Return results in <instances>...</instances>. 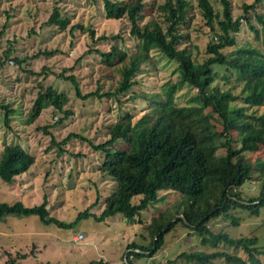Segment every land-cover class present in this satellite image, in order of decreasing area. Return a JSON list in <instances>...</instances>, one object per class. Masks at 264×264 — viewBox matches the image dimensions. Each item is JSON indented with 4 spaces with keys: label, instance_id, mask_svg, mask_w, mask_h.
Listing matches in <instances>:
<instances>
[{
    "label": "trees",
    "instance_id": "16d2710c",
    "mask_svg": "<svg viewBox=\"0 0 264 264\" xmlns=\"http://www.w3.org/2000/svg\"><path fill=\"white\" fill-rule=\"evenodd\" d=\"M91 1L99 3L104 18H126L130 23L129 36L135 43L127 45L128 51L115 44L107 52L97 50L107 65L127 61L122 66V78L114 92L99 93L95 90L81 95L76 77L60 72L58 76L72 83L77 96L110 98L128 93L139 84L135 76L142 65H156L158 58H165L175 66L159 91L142 90L130 94V99L141 98L148 102V109L139 118L133 120L131 114L124 113L109 126V138L99 145L104 151L99 170L110 176L115 187L105 198L99 215L84 210L78 213V217L91 215L101 221L119 213L123 218L134 221L141 211L164 201L165 196H160L159 192H177L182 201L180 207L172 211L167 208L160 210L145 227L150 236L149 244L131 242L126 246L131 249L133 257H152L162 247L164 235L179 222L195 232L202 244L215 247L224 243L241 249L246 255L244 258L238 253L225 251L181 252L179 257L186 261L209 264L216 257H223L232 264H262L259 256L264 251L259 248L256 236L232 238L223 230L212 232L207 223L223 215L237 225L231 210L242 209L250 215H258L264 206V157L250 160L248 156L264 145V12L256 10L264 0L244 2L241 14L236 18H233L230 0H220L222 18L216 20L217 30L214 28L217 14L209 0H197V8L217 39L215 42L210 37L206 42L207 56L201 61L196 60L192 53L198 46L191 39L190 23L195 13L190 0ZM252 19L260 26L257 27ZM241 20L253 32L252 39L238 40ZM47 23L64 30L69 20L55 7ZM73 27L94 36L93 30L81 24ZM118 38L120 34L99 36L103 40ZM56 51L45 50L36 55L50 56ZM217 79L227 82L225 90L215 83ZM238 87L240 90L235 94L233 89ZM183 88L195 92L187 105H178L175 94ZM237 100L242 105L232 104ZM66 102L64 92L48 86L38 92L28 115L29 121L38 117L47 105L68 116L71 112L63 110ZM262 107L263 110L258 111ZM0 109L8 124L11 108L0 103ZM248 109L252 111L248 112ZM71 135L58 143L52 138L51 143L62 145ZM120 140L123 143L115 146L114 143ZM236 143L237 147L234 146ZM33 163V155L20 144L7 143L0 155V178L11 183ZM254 179L260 183L259 194L246 198L241 187ZM138 196L134 202V197ZM45 204V201L32 206L21 201L11 204L0 202V220L6 215L35 214L42 222H54L59 227H69L74 223L66 224L49 217ZM126 262L132 264L128 254ZM172 263L167 260L164 264ZM95 264L109 263L98 261Z\"/></svg>",
    "mask_w": 264,
    "mask_h": 264
},
{
    "label": "rangeland",
    "instance_id": "374dc122",
    "mask_svg": "<svg viewBox=\"0 0 264 264\" xmlns=\"http://www.w3.org/2000/svg\"><path fill=\"white\" fill-rule=\"evenodd\" d=\"M252 1L230 0L233 18L241 14L244 2ZM190 2L195 13L190 23L191 39L198 46L192 53L201 61L207 56L206 42L210 37L215 42L217 39L197 8V0ZM209 2L217 14L214 21L217 30L216 20L222 18V5L220 0ZM55 7L69 20L64 30L47 23ZM256 10L264 12V4H258ZM252 22L260 26L255 19ZM240 23L238 40L252 39L253 32L243 20ZM75 24L93 30L94 36L74 28ZM129 29L126 18H104L99 3L91 0H0V57L3 61L0 66V103L8 104L12 110L6 124L4 112L0 109V155L5 144L18 143L34 157L29 169L16 176L13 182L0 178V202L21 201L32 206L45 201L49 217L66 224L74 222L69 227H59L54 222H42L35 214L6 215L0 220V264H95L98 261L127 264V254L132 264H164L167 260L172 264H199L179 257L181 252L192 251H225L246 258L241 249L224 243L215 247L202 244L195 232L179 222L164 235L162 247L152 257H133L131 249L126 246L131 242L149 244L150 236L145 227L152 216L165 208L172 211L180 207L179 193L173 191L159 192L160 196H165L164 201L141 211L134 221L119 213L101 221L91 215L78 217V213L84 210L99 215L105 198L115 187L110 176L99 170L104 156L99 145L109 138V126L124 113L131 114L133 120L139 118L148 109V102L141 98L130 99V94L142 90L159 91L171 76L175 64L158 57L156 65L143 64L135 76L139 84L128 93L110 98L79 97L72 83L58 74L62 71L65 75L73 74L81 95L95 90L114 92L122 78V66L127 61L107 65L97 50L107 52L115 44L128 51L127 45L135 43L129 36ZM110 34H120V38L99 39L101 35ZM54 49L57 51L53 55H36ZM15 58L22 61L19 63ZM215 83L223 90L227 88V82L223 80L217 79ZM48 86L66 94L63 110L71 113L66 116L63 111L47 105L38 117L29 121L28 115L38 92ZM239 90V87L234 88L233 92L237 94ZM194 92L183 88L175 94V101L178 105H187ZM232 104L240 106L242 102L237 100ZM261 110L263 107L258 108ZM216 125L220 129L221 126ZM70 134L62 145L51 143L52 138L58 143ZM120 143L123 142L120 140L114 145ZM234 146L237 147L238 143ZM248 156L250 160L263 158L264 145ZM241 189L246 198L255 197L259 194L260 183L254 179L244 183ZM138 198L134 197L133 201L137 202ZM230 212L238 221L237 225L231 223L230 217L221 215L207 223L209 229L212 232L223 230L232 238L256 236L259 248L264 251V206L258 215H250L242 209ZM79 232L83 239L74 242L72 236ZM259 258L264 264V253ZM209 264L232 263L216 257Z\"/></svg>",
    "mask_w": 264,
    "mask_h": 264
},
{
    "label": "built area",
    "instance_id": "2783aa9c",
    "mask_svg": "<svg viewBox=\"0 0 264 264\" xmlns=\"http://www.w3.org/2000/svg\"><path fill=\"white\" fill-rule=\"evenodd\" d=\"M83 239V234L82 233H76V234H74L73 236H72V240L74 241V242H78V241H80V240H82Z\"/></svg>",
    "mask_w": 264,
    "mask_h": 264
}]
</instances>
